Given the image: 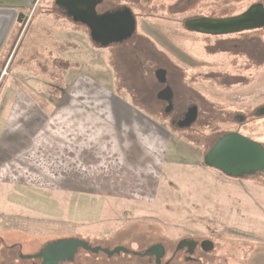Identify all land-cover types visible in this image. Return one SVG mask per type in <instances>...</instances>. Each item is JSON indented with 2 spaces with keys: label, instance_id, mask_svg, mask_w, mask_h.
Segmentation results:
<instances>
[{
  "label": "rangeland",
  "instance_id": "obj_1",
  "mask_svg": "<svg viewBox=\"0 0 264 264\" xmlns=\"http://www.w3.org/2000/svg\"><path fill=\"white\" fill-rule=\"evenodd\" d=\"M114 2L136 14L137 33L156 42L161 53L177 54L176 61L186 71L184 82L202 92L205 99L199 103L198 121L190 128L179 129L171 125V117L159 111L154 114L172 137L169 184L162 187L155 206L0 189L1 225L26 221L32 233H41L49 240L81 238L110 250L123 247L144 253L159 244L166 251L162 264L171 258L172 264H186L182 252L189 254V248L177 251L182 240L197 243L199 264H264V174L232 178L203 164L220 135L237 129L264 146V115L253 120L254 111L264 105V29L220 38L243 41L255 37L263 59L258 57L253 64L243 56L204 51V45L215 41L191 35L183 26L193 16H237L255 3L264 5V0ZM0 8L22 10L28 20L32 16L30 22L14 25L0 55V117L13 89L25 91L38 104L50 108L63 89L73 86L77 70L98 73L124 94L128 95L122 88L133 91L120 57L94 44L86 28L59 15L54 0H0ZM248 113L252 120L239 127L237 115ZM203 241H211L213 250H201ZM80 257L83 264H149L147 259L124 254L110 258L99 253L87 258L82 253Z\"/></svg>",
  "mask_w": 264,
  "mask_h": 264
},
{
  "label": "crops",
  "instance_id": "obj_2",
  "mask_svg": "<svg viewBox=\"0 0 264 264\" xmlns=\"http://www.w3.org/2000/svg\"><path fill=\"white\" fill-rule=\"evenodd\" d=\"M105 80L77 70L73 86L50 108L25 91L8 92L12 99L0 117V189L155 206L172 175L170 131L129 89L124 94Z\"/></svg>",
  "mask_w": 264,
  "mask_h": 264
},
{
  "label": "flooded vegetation",
  "instance_id": "obj_3",
  "mask_svg": "<svg viewBox=\"0 0 264 264\" xmlns=\"http://www.w3.org/2000/svg\"><path fill=\"white\" fill-rule=\"evenodd\" d=\"M54 7L57 13L61 15L65 20L67 19L71 23H79L84 25L81 20H77L75 18V16L72 14L73 12L71 9L63 5L57 4L56 0H54ZM126 9H129L132 12L134 18L136 19L135 32H133L129 36H124L119 32H117L116 35L109 34L110 37H108L106 40L108 46L105 47V49L111 50L112 53L115 52L118 57H120V60H122L123 68L125 70L126 76L128 77V79L126 80L129 81L131 87L133 86V91L131 90V93L133 94L132 98L136 99L140 105H143L146 108H149L150 110H154L155 112L159 111L160 114L164 113L165 116L171 117V125L176 126L179 129L192 127L198 121L199 118V103H203L205 99L202 97V92L194 89L191 84L188 85L184 82L186 78V71H184L183 66L179 64L178 61H176L178 57L177 54H175V52H172L174 56L166 54L164 55L163 52L161 53V51H159L156 42L145 39L144 35H140V33H137L138 23L136 14L127 6L116 5L113 1H108L106 3L105 0H103L102 3L98 5L96 10L98 16H103L113 15L115 13H122ZM20 11V13H24L22 10ZM245 12L237 16H240ZM201 18L204 17L193 16L187 19L186 21L197 20ZM186 21L183 23L184 28ZM14 25L22 26L21 24L17 23H15ZM84 26L89 32L91 41L94 44H97V46H100V44L92 40L91 30L88 28V26ZM13 27L7 37V40H9ZM263 29L264 28L257 30H244L225 35L203 34L195 32L193 30H186L191 35L205 37L215 41L213 45H209L206 44L207 40H205L204 43L206 45H204V47L202 46L204 48V51H210L212 54L230 53L234 56H243L244 58L248 59V61H252V63L254 64L256 58L259 57L261 60L263 59V56L261 54L262 52L260 50L257 51L255 37L252 39H246L244 37L245 39L243 41L234 39V42L228 40H221L220 38L250 34ZM4 47L2 51L4 50ZM187 69L190 71L192 70L190 68ZM199 69L201 68H198L196 70ZM162 70L165 72L164 83L161 82L159 76V72ZM168 88L172 90L170 100L164 98L165 95L163 96L164 91ZM261 111L263 112V114L258 115V113ZM190 115H194V121L190 125L184 126V123L189 119L188 117ZM263 115L264 105L260 109L254 111L253 120L257 119L258 116L260 117ZM250 117L251 113H248L247 116L237 115L236 123L239 127H243L252 120ZM232 132L241 134L239 129ZM225 134L226 133L221 134L219 138H221ZM214 144L215 143H213L211 148L214 146ZM1 226L2 225L0 223V264H83V258L80 257L82 253H84L85 257L87 258L91 256H97L96 254H93L84 248H80L78 249V252L75 254L72 260H66L62 251H50L48 249V246L54 242L66 240L67 238L49 240L47 236L41 233L34 234L30 231L31 226L26 221H19L18 223H13L11 225L6 224L5 226ZM77 239L84 240L81 238ZM200 249L202 250L203 248L200 247ZM188 250L189 252L191 251L190 248ZM140 253L141 254L137 255L133 254L132 256L147 259L149 264H162V262H158L159 260L156 255H147L146 257H142L141 255L143 253ZM182 253H184V261L186 264H199L198 262L201 261V259L195 258L196 250L193 254H188V252ZM177 256L178 253H175L174 257L176 258ZM108 257L112 258L115 256ZM87 258L85 259V261L87 260ZM170 261V264H172L173 258H171Z\"/></svg>",
  "mask_w": 264,
  "mask_h": 264
},
{
  "label": "water",
  "instance_id": "obj_4",
  "mask_svg": "<svg viewBox=\"0 0 264 264\" xmlns=\"http://www.w3.org/2000/svg\"><path fill=\"white\" fill-rule=\"evenodd\" d=\"M102 1L56 0V3L71 9L75 18L81 20L91 30L92 40L105 48L108 46L106 40L110 37L109 34L116 35L119 32L124 36H129L135 32L136 19L129 9L122 13L98 16L96 9ZM27 21V15L19 13L18 9L0 8V54L14 24H23ZM185 28L211 35H225L244 30L261 29L264 28V5L260 3L253 4L244 14L232 18L189 20L186 21ZM159 76L161 82L164 83L165 72L163 70L159 72ZM171 93V89H166L163 93L164 98L170 100ZM262 114V111L258 113V115ZM188 118L184 126L190 125L195 119L194 115H190ZM203 164L232 178L264 174V146L239 133H226L215 142L214 146L204 156ZM196 246L197 243L194 240H182L177 245V251L189 247L191 250L189 254H193ZM80 248L96 255L101 252L108 256L141 254L123 247H116L112 250L93 247L87 241L77 238L54 242L48 246L50 251H62L66 260H72ZM202 248L204 251L209 252L213 250L214 246L211 241H203ZM165 254V248L156 244L147 248L141 256L156 255L158 262H162Z\"/></svg>",
  "mask_w": 264,
  "mask_h": 264
},
{
  "label": "trees",
  "instance_id": "obj_5",
  "mask_svg": "<svg viewBox=\"0 0 264 264\" xmlns=\"http://www.w3.org/2000/svg\"><path fill=\"white\" fill-rule=\"evenodd\" d=\"M132 99H133V101H135L136 103H138L136 99H134V98H132ZM138 104H139V103H138Z\"/></svg>",
  "mask_w": 264,
  "mask_h": 264
}]
</instances>
